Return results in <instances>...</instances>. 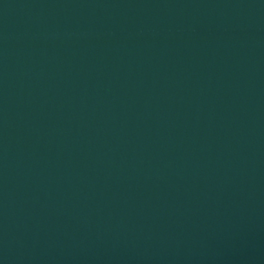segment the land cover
<instances>
[{"label":"water","instance_id":"95a60500","mask_svg":"<svg viewBox=\"0 0 264 264\" xmlns=\"http://www.w3.org/2000/svg\"><path fill=\"white\" fill-rule=\"evenodd\" d=\"M0 199L44 264H264V0H0Z\"/></svg>","mask_w":264,"mask_h":264}]
</instances>
